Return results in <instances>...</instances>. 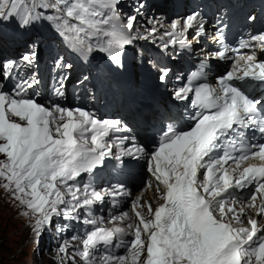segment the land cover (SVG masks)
Here are the masks:
<instances>
[{
    "label": "snow or ice",
    "instance_id": "snow-or-ice-1",
    "mask_svg": "<svg viewBox=\"0 0 264 264\" xmlns=\"http://www.w3.org/2000/svg\"><path fill=\"white\" fill-rule=\"evenodd\" d=\"M97 2L98 0H75L69 3V0H54L52 3L42 2L40 6L45 11L52 9L56 14L64 13L67 18L77 21L80 25L94 28L101 23L108 25L118 16V0H104L103 6L110 10L111 15L101 20H93L92 17L99 15L93 7ZM23 3L24 0H0V19L17 16L20 11L18 5ZM31 7L33 6L29 5V10L20 20L21 27L28 26L44 15L43 12L30 11ZM143 7L142 3L138 5L137 15ZM47 18L53 20L54 16L48 15ZM55 18L60 19V16L56 15ZM196 19L194 14L187 17L182 26L179 21L173 22L172 31L166 32L165 35L171 37L178 29L184 32L194 27ZM136 22L137 16H131L125 24L127 32L113 25L111 30L105 33L110 39L101 51L107 52L117 65L121 63L118 59L120 51L138 38L131 35ZM202 28L203 25H200L193 39L199 38ZM146 31L154 35L156 28ZM57 32L66 42H71L73 47L79 48L81 53L93 51L91 46L84 47V36L81 34L85 33V29L76 23L69 24L68 19H64L62 24L57 25ZM217 36L221 37L222 33L218 32ZM249 39L258 42L264 49V34H257ZM168 46L163 45L164 49ZM240 47L252 45L241 43ZM226 51L227 49H222L211 55L227 58ZM34 57L33 52L23 56L22 61L31 65ZM239 59L245 60L244 67L239 68L238 64L232 66V70L218 78V89L204 84L193 90L189 81L187 87L175 91V97L181 100L194 91L196 99L192 101L193 106L198 105L208 111L197 112L196 123L187 132L176 133L170 127L162 136L157 150L150 156L148 171L159 182L158 190L160 184L164 186L166 191L162 199L165 203L155 210L152 220L146 221L140 212L136 211L139 202L133 201V211L139 223L135 225L134 239L128 249L131 264H137L145 244L147 257L140 264H264V234L257 236L261 231L257 221L249 218L250 228L232 227L230 223L225 222L227 213H233L232 219L237 224H242L243 221L239 214H235L233 208H225V204L237 198H221L230 188L236 187L242 191L253 184L255 188L247 199L255 202L257 195H264V167H244L243 172L235 176L234 181L229 170L224 167L229 159L239 168L240 163L248 160L250 156L259 155L264 158V144L243 146L247 151L239 156H233L228 150H225L222 156L215 155L221 148L227 149L233 139L230 133L242 135L241 130L251 126L264 134V117L257 113L259 101L250 100L231 83L234 79L243 81L245 78L264 82V62H256L255 53L246 58L241 56ZM14 66V61L4 65V79L11 76ZM55 66L71 67L64 65L62 59L57 60ZM238 68L242 71V76L237 75ZM167 75L168 70H163L161 80ZM195 75L196 73H192V76ZM25 84L31 86L30 82L21 81L11 95L0 91V141H3L0 143V153L7 157L6 162L0 161V177L14 183L16 199L26 204L34 213L41 215L42 218L36 222V232L39 234L43 225L50 224L52 216L58 214V206L66 203L62 187L67 188L74 201L63 209L65 214L83 206H89L90 209L94 200L102 202L105 194L127 195V190L122 185H114L111 189H93L81 201L73 191L74 187L78 189L80 186L68 184L81 174L92 173L96 167L102 166L106 157L114 156L120 163L124 156L138 158V154L143 152L142 148H121L120 154H116L112 151L115 145L105 140L110 130L126 132L127 128L122 126L120 121H101L86 109H64L59 105L46 108L38 105L24 98ZM62 87L63 85L58 84L56 91ZM10 116L19 117L21 121H26V124L22 126L19 122H13ZM234 125L240 126V130L234 129ZM89 132L90 138L86 135ZM118 139L123 143L128 137ZM257 147L258 153L252 151ZM200 169L205 170L203 180L198 178ZM235 171V168L232 169L233 173ZM83 191L89 193L88 185L84 186ZM248 207H253V204H248ZM148 211L149 214L152 213L151 206ZM217 212L219 218L214 216ZM240 212H244L243 207ZM24 214L28 215L27 212ZM259 214L264 215V202L259 206ZM110 219L127 221V229L134 227L127 211ZM83 222L95 223L87 219ZM126 228H97L91 231L83 240L80 255L86 262L90 261L93 256L89 250L90 246L95 248L100 242L107 244L114 233H125ZM58 251L64 253L66 247L62 245ZM128 260L129 257L125 255L105 254L97 264H128Z\"/></svg>",
    "mask_w": 264,
    "mask_h": 264
},
{
    "label": "rangeland",
    "instance_id": "rangeland-1",
    "mask_svg": "<svg viewBox=\"0 0 264 264\" xmlns=\"http://www.w3.org/2000/svg\"><path fill=\"white\" fill-rule=\"evenodd\" d=\"M4 53L8 54L5 50L1 52V54ZM181 65L183 64L177 65V69H184V66L181 67ZM225 71L226 69H222L218 74L221 75ZM0 161L6 162L7 157L1 158L0 156ZM4 179V177H0V264H47L41 258V252L55 251L62 245L64 246V243L66 244L68 240L56 244L58 239L50 231L55 226L53 219L50 224L41 227L39 234L36 229L33 230L37 220L42 218L41 215L39 213L34 215L26 204H22L20 200L16 199L14 183H9ZM6 184L8 187H5ZM62 191L64 192V190ZM25 212L28 215H25ZM49 241L50 244L48 245ZM144 253L145 250L141 255L145 256ZM68 257L64 260L67 261Z\"/></svg>",
    "mask_w": 264,
    "mask_h": 264
},
{
    "label": "bare ground",
    "instance_id": "bare-ground-1",
    "mask_svg": "<svg viewBox=\"0 0 264 264\" xmlns=\"http://www.w3.org/2000/svg\"><path fill=\"white\" fill-rule=\"evenodd\" d=\"M154 3H156L155 2V0H152L151 1V5L150 6H152ZM166 3V1H163V9L165 8L164 7V4ZM168 19H169V16H167V21H168ZM176 21H178V19L176 18V20L175 21H173V22H176ZM171 24V21H168V23H164V25L163 26H165V27H167V26H169ZM151 28H153V27H151ZM155 28H156V30H158L159 31V29H158V27L157 26H155ZM194 28H196V26H194ZM189 32H187V34H188ZM190 43H193L195 40H193V38L192 37H190ZM195 43V42H194ZM5 49H2L1 51H0V54H1V52L2 51H4ZM5 52H7L6 50H5ZM199 53H201V55L200 56H198V57H202L203 55H205L206 53H205V49L204 48H198V49H196V51H194V54H196L195 56H197V55H199ZM2 55V54H1ZM163 61H164V64H165V67L168 69V71H173V72H175V73H180L182 70H179V69H177V65H180V64H183V65H181V67H183L184 66V62L183 61H180V60H178V59H176L175 58V56L173 55V54H170L169 52H167L166 53V56L165 57H163ZM167 63H170V64H167ZM225 66H226V63H225ZM184 68V67H183ZM220 71H218V73H219ZM227 72V71H226ZM225 72V73H226ZM217 73V74H218ZM225 73H223L222 75H224ZM222 75H217V76H222ZM72 77V76H71ZM68 86H69V83H68ZM172 94H170V92H169V88H168V86H166V89H165V91H164V96L167 98V99H165L164 100V103L165 102H167V101H169V100H171L172 99V96H171ZM164 103H162V102H159L158 103V105H157V108H159V109H162V111H159L160 113H159V117H164L165 115H167V113H166V105H164ZM153 112L155 111V109L154 110H152ZM153 112H149V109H148V111H145V114H144V124H149V119H148V117H153V122H157V120H155V118L156 117H154V116H152L153 115ZM11 119V121H13V122H19L17 119H13V118H10ZM20 123V122H19ZM22 124V126L24 125L23 123H21ZM143 131H146V128L144 127L143 128ZM143 137H145V135H142ZM0 143H3V141H0ZM145 152H147V148H145ZM1 154H3V153H0V156H1V158H4V154L3 155H1ZM6 157V156H5ZM238 169V168H236V166H228L227 167V169L229 170V174H232L233 172H232V169ZM139 171H141L142 172V169H139L138 170V172ZM5 180V179H4ZM5 182V181H4ZM15 186V185H14ZM7 192V191H6ZM5 192V193H6ZM65 196H66V194H65ZM64 196V197H65ZM135 199H134V201H138L139 202V206H138V208L136 209L137 211H143L144 212V208L146 207V204H149L151 201H153V200H155L156 199V196H155V194L151 191V189H148V190H140L139 189V191H138V193H136V195H135ZM27 199H30V197H27ZM157 201H159V202H161V200H157ZM241 206H246L247 204L245 203V202H240L239 203ZM244 211L245 212H247V213H249L251 216H254L255 215V211H252V210H249L248 208H246V209H244ZM32 213H34V212H32ZM144 214V213H143ZM235 214H242L241 212H240V210L239 209H237V212L235 213ZM34 215H35V213H34ZM127 233L130 235L131 234V231L128 229L127 230ZM80 246V242H76V243H70V245H69V248H67L66 249V251L64 252V253H61V252H59L58 251V249L57 250H55V251H46V252H44L43 250V252H41V258L43 259V260H45L46 261V263L47 264H86V262H84L83 260H82V256L80 255V256H78L77 255V253L73 250L74 249V247L73 246ZM51 249V248H50ZM67 256H69L68 257V259H67V261H65L64 259L67 257Z\"/></svg>",
    "mask_w": 264,
    "mask_h": 264
},
{
    "label": "trees",
    "instance_id": "trees-1",
    "mask_svg": "<svg viewBox=\"0 0 264 264\" xmlns=\"http://www.w3.org/2000/svg\"><path fill=\"white\" fill-rule=\"evenodd\" d=\"M28 54H30V52H27Z\"/></svg>",
    "mask_w": 264,
    "mask_h": 264
}]
</instances>
